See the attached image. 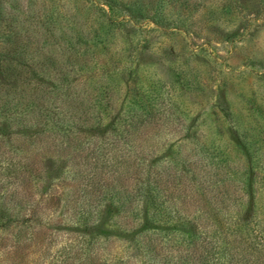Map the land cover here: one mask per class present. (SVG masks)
Wrapping results in <instances>:
<instances>
[{
    "label": "trees",
    "instance_id": "16d2710c",
    "mask_svg": "<svg viewBox=\"0 0 264 264\" xmlns=\"http://www.w3.org/2000/svg\"><path fill=\"white\" fill-rule=\"evenodd\" d=\"M263 28L264 0H0V264H264Z\"/></svg>",
    "mask_w": 264,
    "mask_h": 264
},
{
    "label": "rangeland",
    "instance_id": "374dc122",
    "mask_svg": "<svg viewBox=\"0 0 264 264\" xmlns=\"http://www.w3.org/2000/svg\"><path fill=\"white\" fill-rule=\"evenodd\" d=\"M257 33H258V37L256 39L258 40V44L261 46V49H262L261 52L264 53V28L261 29V30H259V31H257ZM145 60L147 62H151L153 59L150 58L149 56H146ZM235 62H236V60H235ZM158 72H159V75L161 76V78L165 81V83H166V86L165 87L166 88H177V89L178 88H181L179 86V84L175 81V78L173 76V73L171 72V70L167 66L158 67ZM235 79L238 80L239 78H236L235 77ZM254 81H255V85L252 84ZM257 81H256L254 75L253 74H250V75H248L246 77V81H245V83H244L243 86L245 88H249V86H255L256 87V84L258 85L259 83L261 85H264V80L261 79V80H257ZM234 86H235V88H239L236 83H235V85L234 84L231 85V88H234ZM261 88H264V87H261ZM224 93H226V92H224ZM204 98H200V97L199 98H195V97L191 96V97L188 98V101L196 102V103L197 102L204 103L205 101H207V99L206 98L204 99ZM228 138H229V136L226 135L225 136V140H228ZM16 230H17V228H15V231ZM1 234H4V235H12V230L11 229H8L6 231H3L2 229H0V235Z\"/></svg>",
    "mask_w": 264,
    "mask_h": 264
}]
</instances>
